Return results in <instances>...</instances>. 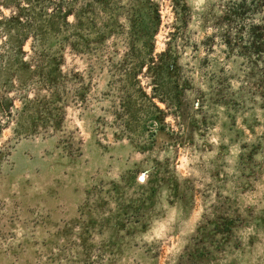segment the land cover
<instances>
[{
  "label": "rangeland",
  "instance_id": "1",
  "mask_svg": "<svg viewBox=\"0 0 264 264\" xmlns=\"http://www.w3.org/2000/svg\"><path fill=\"white\" fill-rule=\"evenodd\" d=\"M71 1V25L30 33L23 60L70 35L62 69L82 88L65 85L55 127L23 132L17 111L45 92L16 78L27 3L0 0V264H264V100L242 58L205 41L217 0H185L183 23L170 0ZM167 42L152 88L142 65Z\"/></svg>",
  "mask_w": 264,
  "mask_h": 264
},
{
  "label": "trees",
  "instance_id": "2",
  "mask_svg": "<svg viewBox=\"0 0 264 264\" xmlns=\"http://www.w3.org/2000/svg\"><path fill=\"white\" fill-rule=\"evenodd\" d=\"M26 5L20 9L18 5H15V22L21 24L20 29H26V31L20 33L16 42V50L19 54L18 60L21 65L25 66L16 71V78L18 82L23 85L25 74L28 73L32 79L35 91L44 90L45 94L39 96L34 94L31 98H28L23 102L21 110H18V116L23 115L29 106L32 112L26 116L23 120L26 124H22V116L20 119L16 117L17 127L20 131L30 132L37 129L39 125L47 128L48 123L55 127L63 117V104L65 99L62 98L63 88L70 82L71 78H74L75 82L81 83V74L76 71L71 74V71L63 70V54L61 48H64L65 43L69 44L72 49H76V44H72L70 41V35L64 36L62 43L58 49L56 55H44L41 54L43 50H39L40 54L34 52V45H31V57L29 60H23V57L27 55V52L22 50L23 43L29 37L30 33H36L31 35L33 44L37 43L42 45L36 38V35L56 33L59 31V23L65 26L71 25L67 22L69 15L76 17V10L71 3V0H25ZM175 21L180 23L185 22L186 15L188 14V8L185 0H170ZM218 12L210 21L213 32L205 36V41L213 42L216 37L222 42L227 53L236 55L242 58L246 64L247 76H253L254 82L252 86L258 96L264 100V0H217ZM38 11H33L30 20L26 21L22 18L23 8H30ZM155 10V9H154ZM40 13L46 16L43 20L40 18ZM156 19L159 21V14L156 10L154 12ZM76 19V18H75ZM38 22V23H37ZM77 19L75 21L76 24ZM176 22H173V24ZM44 30V31H43ZM172 33V32H169ZM173 35V33H172ZM72 38V37H71ZM35 42V43H34ZM152 52V51H151ZM173 55L170 49V43L167 42V47L154 55H150L146 62L142 66H146V73L151 74V80L153 82L152 88H156V82L158 78V72L164 68V59ZM168 67V66H167ZM134 73H137L134 72ZM136 82V92L143 94L144 98L149 102L157 111V115H162L163 112L154 105L150 97L143 92L139 82L134 78ZM75 91H79L82 88V83L75 86ZM158 90H154L153 94ZM159 95H163L164 92L159 90ZM79 95V94H78ZM162 101V96H156ZM8 113L10 111L8 110ZM161 116L153 117L157 122L161 123ZM41 123V124H40ZM153 123V122H152ZM24 125V126H23ZM220 234H226V230H219Z\"/></svg>",
  "mask_w": 264,
  "mask_h": 264
},
{
  "label": "water",
  "instance_id": "3",
  "mask_svg": "<svg viewBox=\"0 0 264 264\" xmlns=\"http://www.w3.org/2000/svg\"><path fill=\"white\" fill-rule=\"evenodd\" d=\"M143 179H144V177H143V176H139V180H141V181H142Z\"/></svg>",
  "mask_w": 264,
  "mask_h": 264
},
{
  "label": "snow or ice",
  "instance_id": "4",
  "mask_svg": "<svg viewBox=\"0 0 264 264\" xmlns=\"http://www.w3.org/2000/svg\"><path fill=\"white\" fill-rule=\"evenodd\" d=\"M5 15H7V13H5Z\"/></svg>",
  "mask_w": 264,
  "mask_h": 264
}]
</instances>
